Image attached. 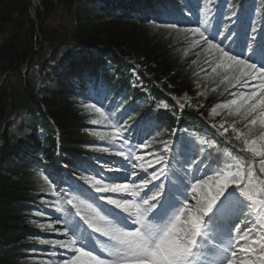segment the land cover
Instances as JSON below:
<instances>
[{"label":"trees","instance_id":"trees-1","mask_svg":"<svg viewBox=\"0 0 264 264\" xmlns=\"http://www.w3.org/2000/svg\"><path fill=\"white\" fill-rule=\"evenodd\" d=\"M77 1L39 0L36 27L42 38L41 46L32 57L25 78L11 75L0 86V264L49 263L46 258L27 257L28 253L32 256L38 253L31 244L24 245L25 241L31 243V237L23 229L31 224L29 208L48 204L56 195L50 181L35 174L38 169L34 165L29 162L17 164L10 160L9 155L15 154L24 143L15 141L7 132L9 116L20 111L36 116L45 113L54 122L57 142L68 158L72 153L100 151L94 142L97 132L88 127L97 113L83 110L74 101L75 96L63 94L62 90L66 78L74 72L95 78L102 73L100 67L90 60L85 62V55L88 58L94 56L89 50L92 43L109 47L104 53L105 60L113 61L117 54L128 58L140 55L145 60V71L165 90L193 94V88L201 85L206 89L208 104L219 97L229 100L238 74L243 73L241 68L232 65L223 68L225 61L221 56L195 36L192 30L119 18L104 25L89 26L82 23L85 11L77 8ZM37 46L39 41L29 0H0V76L21 70ZM48 61H51L56 87L51 97L40 99L36 92L37 84L48 68ZM63 63L67 64V68H63ZM58 66L61 73L56 72ZM242 93L240 96H245ZM227 119L234 130L244 134V138L258 133L257 138L263 141L260 143L264 147V137H261L264 135V117L257 124L251 117L245 118L244 113ZM54 147V138L46 140L43 143L44 156H53ZM250 172L255 174L254 169ZM234 184L249 194L255 192L253 185L241 184L239 179Z\"/></svg>","mask_w":264,"mask_h":264},{"label":"clouds","instance_id":"clouds-1","mask_svg":"<svg viewBox=\"0 0 264 264\" xmlns=\"http://www.w3.org/2000/svg\"><path fill=\"white\" fill-rule=\"evenodd\" d=\"M205 43L210 48H215L224 60L243 63L236 56L226 52L218 43L213 44L207 37H205ZM248 67H253V65L249 64ZM261 71L264 72V70ZM235 103H238V101L231 100L227 104ZM113 126L115 127V125ZM261 137H264V135ZM254 143L250 144L245 139V148L242 151L246 150L256 154L257 150L254 147ZM125 144H127V141H125ZM116 154L123 155L124 153L117 152ZM259 155L264 157V147L259 151ZM163 160L164 157H160V161ZM260 167L261 171H264V160L260 161ZM112 170L109 169V171ZM116 170L118 171L119 169ZM132 175L135 176V173ZM161 175H166L164 167H161L158 173H151L147 179L139 182L133 179L130 183L106 184L103 180L92 178L94 183L90 189L95 194L127 192L128 189L132 188L137 190L131 193L135 198L119 199L98 195L99 200L111 206L109 209H105L104 212L87 200L80 199L74 203L75 197L66 199L65 204L72 205L76 209V215L94 234V240L98 245L99 252L106 254L107 258L101 259L98 255H93L92 252H85L83 248L75 247L78 241L73 236L68 237V244L77 253H84L85 256H88L90 264H187V255L192 251L193 246L196 245L197 237L201 235V220L198 216L186 211L188 208L187 200L165 222L157 224L150 220L152 214L159 207L160 196L164 186L161 184L159 191L148 196H144V193L151 184L160 180ZM216 176L217 183L215 188L209 185L207 180L200 179L196 180V183H192L188 191V195H191L199 190L197 194L207 201L206 207L203 208L205 216L212 212L214 205L220 199L224 189L229 186V183L239 178V174H232L230 177L226 172L217 173ZM45 179L47 181L49 178L46 177ZM84 179L87 180L88 178ZM237 188H239V185H237ZM239 194L240 196L247 195L244 189H240ZM65 209L66 207L61 208L60 206L55 208L58 213L64 212ZM105 212L108 214H104ZM120 214H123V216ZM56 222L60 221L56 220ZM124 225H131L132 227ZM236 229H239V224ZM65 234L67 235V232Z\"/></svg>","mask_w":264,"mask_h":264},{"label":"rangeland","instance_id":"rangeland-1","mask_svg":"<svg viewBox=\"0 0 264 264\" xmlns=\"http://www.w3.org/2000/svg\"><path fill=\"white\" fill-rule=\"evenodd\" d=\"M182 97H183L182 106L193 108L195 111H198L202 107V102H200L199 100H196V104H194V102L190 98H188L186 96H182ZM225 110H227V108L224 107L223 105H217V106L213 107L208 113V119L210 121H214L219 116H221ZM14 129L17 133H19L22 136H25V135H28L31 133V131L28 129L27 130L26 129H18L16 126L14 127ZM254 147L257 150V153L254 155H258L259 154V148L256 144H254ZM251 154H253V153H251ZM146 160L148 161V159H146ZM155 173H158V171L156 170ZM177 189H179V188L177 187ZM155 222H156V220H155ZM130 227H132V226H130ZM206 227L207 226L205 225V223H203L201 220V235L204 234V233H202V231H207ZM90 232H91V230H90ZM209 233H211V232L209 231L208 234ZM91 234H92V240L95 243L96 247L98 248V245L96 244V242L94 240V234L93 233H91ZM201 235L199 236V238L201 237ZM210 237H211V235H210ZM218 237H220V234ZM103 255H104V257H103L104 259L107 258L106 254H103ZM210 258H213V257H210L207 254L201 255L200 250L197 248H194V246H193L192 251L187 255L186 259H187V264H207L209 262ZM82 264H90V259L87 261H84ZM216 264H222V263H216Z\"/></svg>","mask_w":264,"mask_h":264},{"label":"snow or ice","instance_id":"snow-or-ice-1","mask_svg":"<svg viewBox=\"0 0 264 264\" xmlns=\"http://www.w3.org/2000/svg\"><path fill=\"white\" fill-rule=\"evenodd\" d=\"M193 31H199V30H198V29H193ZM201 35H202V34H201ZM240 60L243 61V63H237V62H235V61H228V60H226V61L231 62V63H232L233 65H235L236 67H243V69H244L245 71H248V72H250V73H252V74H255V72H257V71H260L261 74H264V72L261 71L262 69L256 67L255 65H253V64H251V63H246V62H245L244 60H242V59H240ZM249 64L253 65V67H248ZM85 106H86V107H89V108L94 107V105H92V104H88V105H85ZM96 111L99 112L100 109L97 108ZM118 134H119V130H117V132L114 133V136H115V135H118ZM157 162H162V161H160V158H158ZM245 235H247V234L245 233ZM237 239H238V238H237ZM230 245H231V254H232L233 257H235V256H236V251L232 248V244H231V242H230ZM60 247H64V244L61 243V244H60ZM241 250H247V249H246V248H242ZM80 255H81V256H85L84 253H80ZM249 259H251V257H250ZM63 264H79V258L77 257L76 259H70V260H68V261H64ZM227 264H236V261H235L234 259H230V258H228V260H227Z\"/></svg>","mask_w":264,"mask_h":264}]
</instances>
